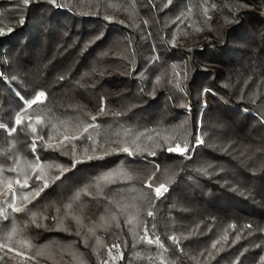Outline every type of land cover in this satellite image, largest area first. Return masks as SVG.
<instances>
[{
	"label": "trees",
	"instance_id": "16d2710c",
	"mask_svg": "<svg viewBox=\"0 0 264 264\" xmlns=\"http://www.w3.org/2000/svg\"><path fill=\"white\" fill-rule=\"evenodd\" d=\"M0 125V264H264V0H0Z\"/></svg>",
	"mask_w": 264,
	"mask_h": 264
},
{
	"label": "snow or ice",
	"instance_id": "6c2138e0",
	"mask_svg": "<svg viewBox=\"0 0 264 264\" xmlns=\"http://www.w3.org/2000/svg\"><path fill=\"white\" fill-rule=\"evenodd\" d=\"M43 95H44V93L41 92V93L39 94V96H37V97L35 98V100H33L31 103H37V102H39L40 97H42ZM15 122H16L17 125H19V124H21L23 121L18 117V118L16 119ZM0 127H3V125H0ZM11 131H15V129H12ZM33 131H35V129H33ZM125 151H127V149H125ZM169 151H179V152L183 153L184 151H186V149H181L180 146L177 145L176 148H170ZM37 179H39V177H37ZM17 183H20V181H17ZM45 186H46V185H45ZM149 187H151V185H149ZM162 188H163V186L155 188V194H156V196L161 195ZM16 210L18 211L19 209H16ZM148 215L151 216L152 213L149 212ZM145 236H147V229H145ZM148 242L151 243L152 240L149 239Z\"/></svg>",
	"mask_w": 264,
	"mask_h": 264
},
{
	"label": "water",
	"instance_id": "95a60500",
	"mask_svg": "<svg viewBox=\"0 0 264 264\" xmlns=\"http://www.w3.org/2000/svg\"><path fill=\"white\" fill-rule=\"evenodd\" d=\"M42 99V97L40 98V100Z\"/></svg>",
	"mask_w": 264,
	"mask_h": 264
},
{
	"label": "rangeland",
	"instance_id": "374dc122",
	"mask_svg": "<svg viewBox=\"0 0 264 264\" xmlns=\"http://www.w3.org/2000/svg\"><path fill=\"white\" fill-rule=\"evenodd\" d=\"M41 98V97H40Z\"/></svg>",
	"mask_w": 264,
	"mask_h": 264
}]
</instances>
